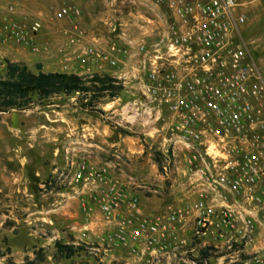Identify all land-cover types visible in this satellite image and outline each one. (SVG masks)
<instances>
[{"label":"built area","instance_id":"1","mask_svg":"<svg viewBox=\"0 0 264 264\" xmlns=\"http://www.w3.org/2000/svg\"><path fill=\"white\" fill-rule=\"evenodd\" d=\"M152 2L165 10L166 28L158 41L143 39L134 48L143 74L141 106L147 118L153 113L162 122L157 166L163 180L185 185L178 202L143 214L137 196L108 164L68 148L46 187L70 190L77 198L85 223L74 245L123 248L147 254L143 264H169L160 258L167 239H175L195 241L187 252L196 245L206 252L224 250L215 264H264V236L245 253L255 235L264 234V79L242 37L245 15L237 0ZM14 13L9 5L1 17L0 39L46 51L48 45L37 41L41 21H22ZM80 17L77 0H59L53 9L51 20L68 22L62 31L68 44L85 38ZM131 56L127 46L115 42L107 53L83 45L72 55L87 72L89 64L115 67L121 57ZM93 218L100 221L99 231L88 227ZM188 226L189 241L177 238ZM184 261L211 264V256L196 253Z\"/></svg>","mask_w":264,"mask_h":264},{"label":"rangeland","instance_id":"2","mask_svg":"<svg viewBox=\"0 0 264 264\" xmlns=\"http://www.w3.org/2000/svg\"><path fill=\"white\" fill-rule=\"evenodd\" d=\"M237 1L239 10L245 15L243 40L264 79V0ZM58 2L0 0V19L12 5L17 19L41 21L37 41L46 43L48 49L32 52L25 46L16 45L25 48L24 62L34 71L36 65H41L44 69L76 70L81 74H109L122 81L124 90L117 98L97 103L92 110L80 107L77 95L73 94L48 98L29 109L0 113V264H31L38 248L42 249L44 259L36 264H143L142 253L128 263L125 260L121 263V259H114L111 251L102 250V247L96 251L83 247L69 258L60 255L55 241L71 244L81 226L77 222L73 227L68 225L63 219L65 211L82 214L77 198L70 190L62 193L50 190L45 183L53 166L62 164L64 149L68 148L90 162L108 164L112 174L137 196L152 198L161 208L178 202L176 199L182 193L180 188L185 185L163 180L160 176L156 157L160 148L158 129L162 122L154 120L153 113L150 119L147 118L141 106L143 74L134 52L137 43L143 39L159 40L166 28V13L155 7L152 0H116L115 5L111 4L110 18L106 11L109 0H81L82 22L79 23L85 38L76 44H68L62 32L68 22L51 20ZM147 17L152 21L147 22ZM112 42L127 46L132 52L129 58L121 57L115 67L107 63L89 64L87 72L72 57L83 45L107 53ZM6 45L17 49L10 41H5L3 46ZM16 56L19 53L15 51L7 54L8 58ZM4 58L0 56V75L3 74ZM90 128L94 129L91 136L86 133ZM81 133L85 134L82 136ZM71 200L76 201V206L71 204L73 208L70 207ZM51 216L55 218L52 222L49 221ZM263 236L255 235L245 253L252 252ZM194 243H178L171 257L174 261L169 260V264H187L184 259L191 254L202 256V245H196L191 252L186 251ZM223 252L212 247L207 252L211 256L210 263L215 264Z\"/></svg>","mask_w":264,"mask_h":264},{"label":"trees","instance_id":"3","mask_svg":"<svg viewBox=\"0 0 264 264\" xmlns=\"http://www.w3.org/2000/svg\"><path fill=\"white\" fill-rule=\"evenodd\" d=\"M37 68L38 71L34 72L24 62L3 59V74L0 75V113L11 109H29L42 104L48 98L73 94L77 95L80 107L92 110L97 103L117 98L124 90L122 81L109 74L42 71L38 65ZM156 160L158 161L157 157ZM54 244L58 253L66 258L84 247L72 243L62 244L59 241ZM41 251L42 249L38 248L34 252L31 264L44 259ZM201 254L204 256L207 252L201 250Z\"/></svg>","mask_w":264,"mask_h":264},{"label":"crops","instance_id":"4","mask_svg":"<svg viewBox=\"0 0 264 264\" xmlns=\"http://www.w3.org/2000/svg\"><path fill=\"white\" fill-rule=\"evenodd\" d=\"M91 2L93 1V0H90ZM77 3H78V5L81 3V0H77ZM83 4V3H82ZM111 4L112 5H115L116 4V0H109V2L107 3V6H106V11L108 12V15H110V18H111ZM156 7V6H155ZM91 9L93 10L94 9V7H91ZM80 10H81V8H80ZM113 10H117V9H113ZM81 14H82V11H81ZM114 18H116V16H113ZM81 18L82 17H80V22H82L81 21ZM118 18V17H117ZM94 21V20H93ZM147 22H151L152 21V19H150V18H148L147 17V20H146ZM123 22H126V21H123ZM95 36H96V34H95ZM95 36H93V37H95ZM5 43V41H2L1 39H0V56L1 57H5L6 59H9V60H11V61H21V62H24V58H22V57H24V54H25V48H20V47H17L16 45V50H13L14 48L12 47V45L10 46V45H6V47H4L3 46V44ZM14 45V44H13ZM27 49V48H26ZM27 50H29V49H27ZM14 51L15 52H18L19 53V56H16L15 58H8L7 57V54H9V53H14ZM25 63V62H24ZM26 64V63H25ZM27 65V64H26ZM96 65H98L99 66V64H96ZM40 68V70H42V71H61V70H59V69H44L41 65H38ZM27 67L28 68H30L28 65H27ZM47 67V66H46ZM31 69V68H30ZM89 69H90V67H89ZM32 71H34L33 69H31ZM38 71V68H37V65L35 66V71L34 72H37ZM94 73V72H93ZM78 74H81L80 72H78ZM88 128V127H87ZM90 131V132H89ZM89 131L88 132H86L87 134H89L90 136H91V133H93L94 132V129L93 128H90L89 129ZM85 133H81V135L83 136ZM76 138H78L77 136H76ZM79 149H84V148H79ZM88 150H91V148L90 147H88ZM92 151V150H91ZM55 157V156H54ZM54 167V166H53ZM53 169V168H52ZM51 172V171H50ZM130 183V182H129ZM48 188V187H47ZM125 188L127 189V191L130 193V194H134V195H136L135 194V191H132L128 186H125ZM137 196V195H136ZM137 198H138V206H139V210H140V212L141 213H143V214H153V212L154 211H159L160 209H161V207H160V205H158V204H156L155 202H154V200L152 199V198H147L146 196L144 197V196H137ZM76 201L75 200H71V202H70V207H72L71 206V204H73V206H76ZM75 204V205H74ZM73 208V207H72ZM79 209V208H78ZM65 213L66 214H64V221L68 224V225H71V227H73L72 225H73V223H74V225L76 224V222L77 223H80L79 225H83L84 223H85V220H84V217H83V215H80L77 211L76 212H74V211H70V210H68V211H65ZM98 217V216H97ZM52 219H53V221H54V216H51V217H49V221L50 222H52ZM100 221L98 220V219H94L93 218V221L88 225V227H90V228H93V229H95V230H97V231H99V229H100ZM80 226V227H81ZM190 226H188L187 228H185L184 230H180L177 234H176V237L177 238H186V239H188L187 241H189V238H190V228H189ZM259 235H263L262 233H260ZM167 241H168V250L166 251V253L165 254H163V256H161V259L164 261V263H166V262H169V260H173L174 261V259H171V257L172 256H174V252L173 251H175V250H172V245L174 244L175 245V243L177 242V240H175V239H167ZM261 243V242H260ZM173 245V246H174ZM102 250H103V248H102ZM105 250V249H104ZM109 251H111V257L113 256L114 257V259H119V261H120V259H121V263H125V261H126V263H128V261L130 260V261H132L133 260V257L135 256V255H133V254H131V253H129L126 249H123V248H112V249H108ZM96 251V250H95ZM177 253V252H176ZM167 254V255H166ZM143 256V255H142ZM144 258L143 259H146V257H147V254H145L144 256H143ZM123 260H125L124 262H123Z\"/></svg>","mask_w":264,"mask_h":264}]
</instances>
